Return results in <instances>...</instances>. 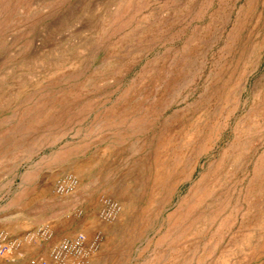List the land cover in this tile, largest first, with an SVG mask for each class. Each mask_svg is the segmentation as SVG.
Masks as SVG:
<instances>
[{
    "label": "rangeland",
    "instance_id": "1",
    "mask_svg": "<svg viewBox=\"0 0 264 264\" xmlns=\"http://www.w3.org/2000/svg\"><path fill=\"white\" fill-rule=\"evenodd\" d=\"M41 225L100 233L88 264H264V0H0V230Z\"/></svg>",
    "mask_w": 264,
    "mask_h": 264
},
{
    "label": "built area",
    "instance_id": "2",
    "mask_svg": "<svg viewBox=\"0 0 264 264\" xmlns=\"http://www.w3.org/2000/svg\"><path fill=\"white\" fill-rule=\"evenodd\" d=\"M76 180L69 176L58 182L56 191L70 193L75 189ZM121 212L118 201L100 197L97 217L102 221L114 220ZM48 243V249L40 254L27 258L25 264H88L92 255L101 245L100 233L88 238L85 233L78 232L73 236L55 239L48 225H41L33 231L12 236L0 230V264H21L25 257L23 246L26 244Z\"/></svg>",
    "mask_w": 264,
    "mask_h": 264
},
{
    "label": "bare ground",
    "instance_id": "3",
    "mask_svg": "<svg viewBox=\"0 0 264 264\" xmlns=\"http://www.w3.org/2000/svg\"><path fill=\"white\" fill-rule=\"evenodd\" d=\"M201 201V200H200ZM157 255V254H156ZM161 258V257H160ZM184 259V258H183Z\"/></svg>",
    "mask_w": 264,
    "mask_h": 264
}]
</instances>
